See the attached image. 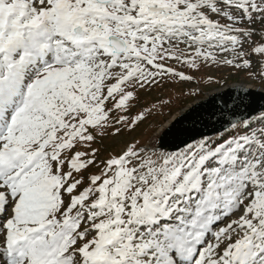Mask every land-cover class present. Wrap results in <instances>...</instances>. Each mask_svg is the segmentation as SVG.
Segmentation results:
<instances>
[{"label":"snow or ice","instance_id":"snow-or-ice-1","mask_svg":"<svg viewBox=\"0 0 264 264\" xmlns=\"http://www.w3.org/2000/svg\"><path fill=\"white\" fill-rule=\"evenodd\" d=\"M213 67L264 80V0H0V264H264V111L100 155Z\"/></svg>","mask_w":264,"mask_h":264},{"label":"water","instance_id":"water-1","mask_svg":"<svg viewBox=\"0 0 264 264\" xmlns=\"http://www.w3.org/2000/svg\"><path fill=\"white\" fill-rule=\"evenodd\" d=\"M245 108L252 113L253 119L264 111V88L238 82L227 84L206 92L204 97L175 112L150 138L158 151H174L176 146L183 147L181 140H188L189 137L199 139L202 133L214 138L225 133V129L231 130L232 125L226 124V120H233L236 126L240 125L230 113ZM180 113H185L183 118H179ZM165 128L170 129L167 135L164 134Z\"/></svg>","mask_w":264,"mask_h":264},{"label":"rangeland","instance_id":"rangeland-1","mask_svg":"<svg viewBox=\"0 0 264 264\" xmlns=\"http://www.w3.org/2000/svg\"><path fill=\"white\" fill-rule=\"evenodd\" d=\"M257 39L259 38L257 37ZM253 58L255 59V56ZM172 63L174 64V62ZM179 70H184L187 72L186 68H179ZM196 75L200 76L201 74L197 73ZM208 76H211L213 79L209 81ZM234 82L264 87V80L259 78H251L243 71L237 73L227 67L221 68L219 70L213 67L207 70V73L203 75V78L199 83L194 82L191 84L184 83L170 85L162 91L153 90L150 93H142V103H151L161 95H163L164 98L167 99L168 94L172 95L173 103L170 108H164L160 110V112L155 117L150 118L135 131H125L118 137H113L111 135L106 136L103 141L105 151H102L100 155L102 157L106 156L108 151L119 153L127 143L134 139L147 142L148 138L160 127V125L165 123L167 119L171 118L176 111L185 107L188 103L193 102L198 98L204 97L206 92L215 88L223 87L227 84H232ZM190 91H196V94H188ZM182 92L184 93L183 95H181ZM259 126L260 125H254V127ZM240 130L243 131V127Z\"/></svg>","mask_w":264,"mask_h":264}]
</instances>
